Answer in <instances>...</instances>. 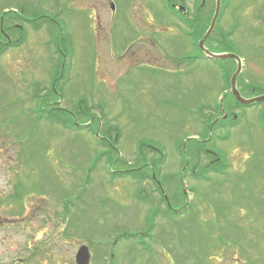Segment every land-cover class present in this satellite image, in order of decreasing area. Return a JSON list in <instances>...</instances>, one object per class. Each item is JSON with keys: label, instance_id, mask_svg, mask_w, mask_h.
I'll list each match as a JSON object with an SVG mask.
<instances>
[{"label": "rangeland", "instance_id": "1", "mask_svg": "<svg viewBox=\"0 0 264 264\" xmlns=\"http://www.w3.org/2000/svg\"><path fill=\"white\" fill-rule=\"evenodd\" d=\"M206 2L205 15L215 0ZM172 4L188 17L195 2ZM7 11L34 21L6 23L22 28L25 41L0 56V198L15 193L0 203V264H65L81 245L90 264H264V142L256 134L264 102L245 109L226 141L215 130L206 144L231 167L216 183L189 178L195 195L182 217L156 214L166 206L150 180L149 163L180 206L178 177L186 161L192 167L196 144L185 142L205 137L192 121L219 115L229 81L220 67L232 71V60L201 57L161 0H0V17ZM221 11L204 46L242 61V97L263 95L264 0H221ZM137 38L134 56L147 54L155 66L127 70L122 57ZM41 108L68 114L76 129L40 119ZM241 160L245 174L229 188ZM129 170L135 177H119Z\"/></svg>", "mask_w": 264, "mask_h": 264}, {"label": "flooded vegetation", "instance_id": "2", "mask_svg": "<svg viewBox=\"0 0 264 264\" xmlns=\"http://www.w3.org/2000/svg\"><path fill=\"white\" fill-rule=\"evenodd\" d=\"M173 9L176 10L177 12L181 13L182 15H186L188 12L185 9H179L178 6L179 5H172ZM177 20H179L177 18ZM180 22V21H179ZM180 25L183 23L180 22ZM181 25V26H182ZM142 37V36H140ZM141 39L137 38V41L135 43H133L131 45V47L129 48V50L127 51V54L124 55L122 58L125 59V63L127 64V70H130V67L132 66H138V65H144L146 66V64H151L154 65L151 61V56L147 57L148 55L146 54L145 57H136L134 55H136L137 51L140 49L139 47H141V44H137ZM144 40L148 42V44H152L155 45L150 37L144 36ZM135 41V39H134ZM134 56V57H133ZM133 57V58H132ZM128 59V61H127ZM233 64H234V69L231 71L228 67H220V70L222 72V76H226L229 73L232 75L233 72L236 69V62L234 60H232ZM155 66V65H154ZM158 65H156L157 67ZM160 68L163 67V64L159 65ZM179 66V65H178ZM241 74V73H240ZM239 74V76H240ZM230 75V77H231ZM238 76V78H239ZM238 78L236 79V81L238 82ZM230 86L227 87V89H225V96L221 99L222 100V104H220L219 107V115L215 118L211 119H207L205 123L202 124V121H199V119L195 120L193 119V123H194V128L196 130H198L200 133H203L205 135L204 138L202 139H192L190 138V142H195L196 144H194V149L190 151V153L194 156V161H193V165L192 167L188 166V161H186L187 165H184L181 167L180 170V175L178 177V182H179V188H180V202L182 201V203L180 204L179 207L177 208H173L171 207V211L177 213L178 218L182 217L184 215V210L186 209V207L188 206L187 200L190 201L193 199L194 195H195V189L194 188H188L187 182L189 180V178L192 180L193 185L197 186L200 182L203 183H216L217 181H219V179L221 178L220 176L227 174L228 170L231 166L229 165V161H227L226 159L220 160L219 157V153L218 151H216L215 149H209V147L207 146V142H209L210 140H212L211 138H208V135L211 134V136H213V133H216L215 130H219L218 131V138H216L219 142L222 141H226L227 138L226 137H230V133L231 131H235L237 128V126L239 124H241L242 122H244V120L247 118V112H245V109H247L248 107H250L251 105H241L240 103H238V101L235 99V97L232 95V93L229 92ZM240 90H238L239 92ZM240 94V92H239ZM241 95V94H240ZM242 96V95H241ZM227 99L226 103L224 102ZM235 129V130H234ZM228 131V133H226ZM221 132H224V137H222L223 140L219 139V135L221 134ZM228 134V136H227ZM256 134L259 135L260 138H262V141L264 142V127H260L259 130H256ZM253 136V135H252ZM243 141L245 142V140L243 139ZM214 145L217 146V144L215 143L216 141H213ZM206 144V145H205ZM252 144V143H251ZM184 152V151H182ZM253 152V151H252ZM251 152V153H252ZM204 155L206 158H208L205 161H201L200 158L201 156ZM187 157L186 153H183V157ZM243 160H241L238 163V167H234L235 171L233 172L232 177L233 180L231 183L230 182V178L227 180V185L229 186V188H231V186L234 187V185L238 182L242 181V177L240 174L244 175L245 173H243L246 169L245 164L242 165ZM203 164V165H201ZM149 165V171L152 170V165L151 163L148 164ZM188 166V167H187ZM224 169L223 171L221 169ZM227 172V173H226ZM216 177H218L216 179ZM234 184V185H232ZM154 190L156 189L157 192H161L162 193V187L159 181H157V178H154ZM186 186V187H185ZM189 194H193L192 199H188L187 197H189ZM2 194H0L1 197ZM10 196L9 198H14L15 197V193H11L10 195H6L4 198H0V203L1 200H7L6 197ZM184 202V203H183ZM2 204V203H1ZM67 213V210L65 209V214ZM243 219L242 216H239ZM236 228L239 229V231H243V229H245V225L241 226L239 224H236L235 226ZM241 233V232H240ZM246 235H243V237L245 238ZM239 244L241 246L247 245L246 242L243 241H239ZM79 248V247H78ZM253 248V247H251ZM76 254V253H75ZM75 254H74V261L72 262L71 259H68V262L65 264H76L75 262ZM238 264L241 263V261L239 259H237Z\"/></svg>", "mask_w": 264, "mask_h": 264}, {"label": "trees", "instance_id": "3", "mask_svg": "<svg viewBox=\"0 0 264 264\" xmlns=\"http://www.w3.org/2000/svg\"><path fill=\"white\" fill-rule=\"evenodd\" d=\"M163 2V4L166 6V8L173 14H175L176 16H180L179 13H177L171 6L170 4L177 1V0H161ZM180 2H182V0H179ZM195 2V5H194V9H193V13L190 14V16L186 17V16H181L179 17V20L186 26V29L188 30V34L189 36H192L195 43H194V46L197 47V41L200 40L202 38V36L204 35L209 23H210V19L212 17V14H213V8H211V10H209L208 14H204V11L206 9V6H207V2L205 0V3L204 5H200L201 3V0H194ZM11 13L10 11H7V12H4L2 13L1 16H3V24H2V28H3V31L8 35V37L11 39V42L10 43H7V39L5 38V36L2 34L1 30H0V56L5 53V51H7L8 48L10 47H19L20 45L23 44V42L25 41V35H23V33L20 31L19 35L20 36H16V39H12L11 36H12V33H11V30L12 32L14 31H18V29H20L19 27H17V25H13V24H10V25H6V23L8 21H17L18 19H22V21L28 23V24H32L31 22H33L34 20H30V19H27L23 16H18V15H14V16H11ZM223 15V11H221L220 15L218 16V19L217 21L220 19V17ZM38 18H42V20L45 21V23H53V21H48L46 20V17L44 16H40ZM57 25H59L58 23H55ZM33 25V24H32ZM38 27H36L35 29H37ZM18 33V32H17ZM51 39V38H50ZM210 38H208L209 40ZM207 40V41H208ZM51 42V40H50ZM51 44L54 46V49L56 52H59L56 48V44L57 43H52ZM198 49V47H197ZM199 50V49H198ZM199 55L201 57H204L203 54L200 52L199 50ZM226 78L227 80L229 79V74L226 75ZM44 105V104H43ZM46 106H51L49 104H45ZM52 107V106H51ZM53 108V107H52ZM52 108L50 109H42L40 110V112H38L39 114V117L40 119L43 118L45 115H48L50 117V120L51 121H54L56 124H60L62 127L64 128H67V129H76L77 125L73 123V118L71 119L70 116L67 114L65 119H59L57 117H55L53 114H50L52 113L54 110H52ZM55 109V108H54ZM87 109V113L89 112V108L88 106L86 107ZM56 110H59V111H65L63 109H59L57 108ZM80 110H78L79 112ZM66 112V111H65ZM69 114H73L72 112L70 113V111H68ZM67 113V112H66ZM79 114H81L79 112ZM78 114V115H79ZM71 120V121H70ZM88 127H90V125H88ZM163 159H164V155L161 154L160 156H157L156 159L154 160V163L157 165V164H160L163 162ZM144 157L141 158V161L144 162ZM143 165V163H142ZM221 170H224L223 168ZM132 171L134 170H129V171H122L120 172L119 174V177H125V176H132V177H135V175L132 174ZM113 177L114 176H117V175H112ZM166 215L169 216L170 215V211L169 209L166 210ZM125 236H119L117 239H124Z\"/></svg>", "mask_w": 264, "mask_h": 264}, {"label": "water", "instance_id": "4", "mask_svg": "<svg viewBox=\"0 0 264 264\" xmlns=\"http://www.w3.org/2000/svg\"><path fill=\"white\" fill-rule=\"evenodd\" d=\"M201 2H202L201 4H203L204 0H201ZM110 7H111L112 10L114 9L113 4H111ZM220 8H221V0H215V8H214L213 16L211 18L209 27L207 28L205 34L203 35L201 40L198 42V48L204 53L206 58L213 59V60L233 59V60L236 61L237 68H236V71L234 72V74L231 77V80H230V91L229 92L232 93V95L235 97V99L238 101V103H240L242 105H250V104H253V103L263 102L264 101V94L261 95V96H257L255 98H252V99H244L237 92L236 78H237L238 74L241 71V61L236 55H234L232 53L213 54V53H210L204 47L205 41L207 40V38L211 35V33L214 30V27H215V24H216V20L218 18L219 12H220ZM89 261H90V254H89L88 248L86 246L79 247V249H78V251H77V253L75 255L76 264H89Z\"/></svg>", "mask_w": 264, "mask_h": 264}]
</instances>
